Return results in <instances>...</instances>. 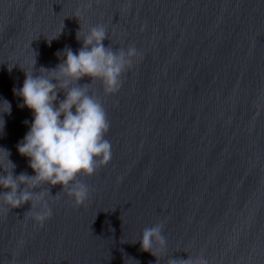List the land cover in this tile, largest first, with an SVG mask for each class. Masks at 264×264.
<instances>
[{
  "label": "water",
  "instance_id": "1",
  "mask_svg": "<svg viewBox=\"0 0 264 264\" xmlns=\"http://www.w3.org/2000/svg\"><path fill=\"white\" fill-rule=\"evenodd\" d=\"M97 24L106 47L138 52L114 93L76 81L105 110L111 158L76 177L79 205L59 184L30 189L52 209L42 225L28 202L0 205V264H264V0H0L13 175L33 174L15 148L31 112L13 87ZM156 223L166 243L154 256L139 238Z\"/></svg>",
  "mask_w": 264,
  "mask_h": 264
},
{
  "label": "clouds",
  "instance_id": "2",
  "mask_svg": "<svg viewBox=\"0 0 264 264\" xmlns=\"http://www.w3.org/2000/svg\"><path fill=\"white\" fill-rule=\"evenodd\" d=\"M106 34L101 24L83 31L79 27L75 33V38L81 41L79 49L73 52L69 47L63 48L57 53L62 60L54 68L40 67L35 75L34 60L32 71L24 72L21 86L12 89L20 98L18 107L31 112V120L22 122L27 130L15 148L27 159L33 174L13 175L15 165L8 159L9 152L0 147V154H6L10 166L0 167V205L10 210L28 202L31 218L37 224L42 225L51 216L52 209L44 191L34 193L30 189L41 183L59 184L79 205L86 199L88 188L76 177L91 175L97 166L111 158V144L105 138L109 127L105 110L89 89L76 84L86 76L91 81L98 80L106 94L119 89L121 74L138 52L132 45L115 51L106 47L102 43ZM58 93H62V98ZM10 111L9 101L0 98V132L4 127L3 115ZM165 243L159 223L145 227L139 238L141 250L152 255ZM189 264L206 262L200 258Z\"/></svg>",
  "mask_w": 264,
  "mask_h": 264
}]
</instances>
